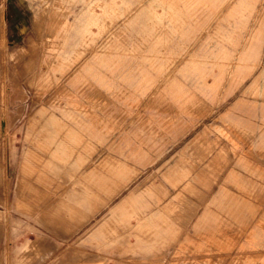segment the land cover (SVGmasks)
<instances>
[{
  "label": "rangeland",
  "instance_id": "obj_1",
  "mask_svg": "<svg viewBox=\"0 0 264 264\" xmlns=\"http://www.w3.org/2000/svg\"><path fill=\"white\" fill-rule=\"evenodd\" d=\"M0 165V264H264V0H0Z\"/></svg>",
  "mask_w": 264,
  "mask_h": 264
},
{
  "label": "crops",
  "instance_id": "obj_2",
  "mask_svg": "<svg viewBox=\"0 0 264 264\" xmlns=\"http://www.w3.org/2000/svg\"><path fill=\"white\" fill-rule=\"evenodd\" d=\"M0 167L2 168V170H3V172L5 173L6 178H7V176H8V172H7V170L5 169L4 166H1V165H0ZM2 170H1V171H2ZM6 178H5V182H6L5 185L7 186L6 188H8V187H9V183L6 181ZM6 188H5V189H6ZM5 189H3V191H5Z\"/></svg>",
  "mask_w": 264,
  "mask_h": 264
}]
</instances>
